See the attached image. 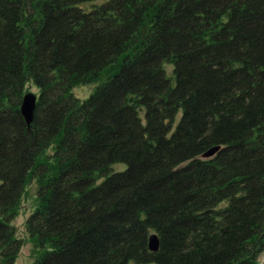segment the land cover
I'll return each instance as SVG.
<instances>
[{"label": "trees", "instance_id": "1", "mask_svg": "<svg viewBox=\"0 0 264 264\" xmlns=\"http://www.w3.org/2000/svg\"><path fill=\"white\" fill-rule=\"evenodd\" d=\"M31 180V264H257L264 0H0L1 264Z\"/></svg>", "mask_w": 264, "mask_h": 264}, {"label": "rangeland", "instance_id": "2", "mask_svg": "<svg viewBox=\"0 0 264 264\" xmlns=\"http://www.w3.org/2000/svg\"><path fill=\"white\" fill-rule=\"evenodd\" d=\"M163 69L165 73L170 74V66L168 64H164ZM95 84H88L86 86H78L72 90L73 96L79 100L86 99L89 94L95 89ZM24 89L31 92L35 96L38 93V90L32 85L27 84L24 86ZM51 150L46 151V156H50ZM122 169L121 165H116L115 169ZM36 184L33 180H31L28 184H26L23 194L21 196V200L18 205V210L15 218L10 222V225L15 230L16 239L21 240L23 243L22 247L18 251V255L15 260V264H31L41 252L39 248H34L33 244L30 242L28 233L25 231L24 222L25 219L35 210L36 204ZM1 264V258H0ZM257 264H264V250L260 253L259 258L257 260Z\"/></svg>", "mask_w": 264, "mask_h": 264}, {"label": "water", "instance_id": "3", "mask_svg": "<svg viewBox=\"0 0 264 264\" xmlns=\"http://www.w3.org/2000/svg\"><path fill=\"white\" fill-rule=\"evenodd\" d=\"M35 101H36V96L34 94L30 93H25L22 96L21 99V105L19 108V112L22 115L24 122L26 125H29L31 123L33 114L32 111L34 109L35 106ZM218 148L217 147H213L210 148L207 152H204L202 157L203 158H209L210 156L214 155L215 151H217ZM148 244H147V248L148 250H150L151 252L156 251L157 249V238L155 237V235H150L148 237Z\"/></svg>", "mask_w": 264, "mask_h": 264}]
</instances>
